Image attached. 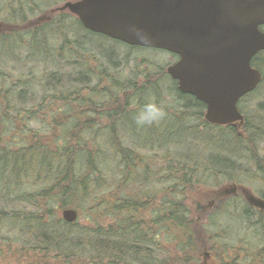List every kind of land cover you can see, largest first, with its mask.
<instances>
[{
  "label": "trees",
  "instance_id": "trees-1",
  "mask_svg": "<svg viewBox=\"0 0 264 264\" xmlns=\"http://www.w3.org/2000/svg\"><path fill=\"white\" fill-rule=\"evenodd\" d=\"M61 1L67 0H0V29L10 30L9 34L3 32L1 37L5 42L10 39L14 41L13 48L16 45H26L27 58L32 57L36 63L44 60L47 64L49 61L53 63L57 56H62V48L69 49L72 44L74 57L80 56L82 59L83 55L85 59L86 52L91 62L88 60L85 62L88 61V64L94 67L104 68L103 70L94 68L98 73H92L90 80L94 79L96 82L90 87L86 85L72 87L70 79V83L66 85L71 87L69 89H74L73 91L60 98H57L55 93L51 94L49 103L48 100H43L44 102L41 101L37 107H34L37 91H34L33 78L23 81L22 88L16 92L7 87L9 89H5L3 94L0 93V104L7 105L11 114L35 112L34 108L37 111L48 110L51 114L50 128L42 133L21 131L17 128H12L10 131L5 126L8 127L13 121L22 123V120L12 115L9 119L0 118V182L2 183V179L5 180L3 186L8 185L9 181L15 184L24 177L35 174L42 185L41 189L33 192L32 195L24 196L26 200L39 205L36 213L27 216L18 211H1L4 214L1 218L4 227L9 230L20 228L26 240L23 238L21 246L14 248L16 241L2 237L0 258L5 254H11L5 264H193L198 258L202 244H198L195 225L190 217L189 207L185 204L187 193L194 189L195 185L217 187L222 179H230L229 169L233 167L231 166L233 159H241L243 158L241 154L248 152L246 149L232 150L230 147H237L236 145L242 147V144L251 142L258 131L247 123L249 140H246V138H237L232 126L213 127L212 129L216 130L215 136L208 139L201 137L200 141L210 148L209 151L215 152V155L201 156L195 151V147L189 144L184 146L186 153L176 152L177 156L171 155L167 167L163 170L162 180L166 186L159 191L162 196L159 201H156L158 192L143 193L142 196L140 193L129 196L119 195L122 188L131 183L130 177H133L134 169L141 162L135 146L139 149L144 148L146 146L142 144L144 138L148 137L152 140V135L155 136L152 141H144V144H148L151 149L156 146H178L181 142L174 136L187 132L179 133L182 128L177 132L169 130L178 122L169 114L158 125L136 127L133 121L136 109L132 108V102L138 97L143 98L142 105L149 100L156 102L158 88L162 87L157 82L142 90L140 94L137 93L136 98V94L127 92L130 87L129 81L127 83L124 81L126 86L124 83L110 80L111 76L105 72L106 64L110 61L109 57L103 55V52H96L90 46L91 41L88 36L93 33L85 30L68 11L53 10ZM41 20L42 23H39ZM77 29H82L83 34ZM16 38L19 40L18 43L15 41ZM129 48L135 47L129 46ZM74 62L80 63L77 58H74ZM257 67L264 72V63L257 64ZM84 70L85 74L91 72H88L85 65L80 71ZM103 75L106 78L105 82H101ZM53 76L57 74L52 72L48 78L45 77L43 83ZM85 82L89 81H84V84ZM99 86L102 89L97 91L96 87ZM83 88L89 91L88 95L81 93ZM169 88L173 91L172 94L178 105L183 104V101L188 104L186 97L175 87L169 86ZM48 91L52 90L48 89ZM25 96L29 97L27 102L32 104V111L22 106V101L17 102L19 98ZM58 101H61V107H53ZM2 110L9 114L4 107ZM89 112L97 117H104L106 123L102 124L100 130L91 128L85 123ZM69 114L71 115L67 118ZM203 127L205 131L202 134L210 131L205 129L206 126ZM56 128H58L57 132ZM87 139L91 143L90 147L86 142ZM7 141L12 148L6 149V146L4 148L1 145ZM106 152H110L109 158ZM100 162L112 163L109 164V167L112 166L110 169L112 173L121 176L119 175V180L109 185L111 190L107 191L108 197L98 203L92 199V191L105 187L101 184L105 178L102 175L103 168L99 167ZM146 168L149 169V166L142 165L143 176L148 172ZM136 183L137 179L134 180V184ZM91 200L96 206H92L88 211L95 215L101 208L100 214L105 217L93 219L90 226H80L76 221L67 223L62 218L54 216V211L64 208L84 212L86 203L91 205ZM225 202V207H233L235 211L229 219L232 217L236 220H245L247 227L250 226L258 233V241L261 240V244L258 245L259 253L247 247L240 248V253L235 252L236 262L233 264H248L250 260L252 262L258 260L260 264H264L262 254L264 214L249 210L237 197L229 198ZM148 211L149 215H147ZM219 211L221 210L216 211V215ZM106 216L112 218L113 222L102 223ZM215 219L209 220V230L206 231L208 239L212 240L218 227L220 232L223 231L222 226L216 225ZM151 225L155 229H152ZM162 231L170 233L173 241H176V246L167 258L157 261L149 257L147 247L159 244L157 238ZM151 235H156V239H152ZM259 235L262 237L260 238ZM228 260H230L229 252L226 261Z\"/></svg>",
  "mask_w": 264,
  "mask_h": 264
},
{
  "label": "rangeland",
  "instance_id": "rangeland-1",
  "mask_svg": "<svg viewBox=\"0 0 264 264\" xmlns=\"http://www.w3.org/2000/svg\"><path fill=\"white\" fill-rule=\"evenodd\" d=\"M67 1H61L57 3L55 7H59ZM70 15L72 14L70 13ZM39 23H42V20L39 21ZM77 31L80 34H83L82 29H77ZM3 32L9 34L10 30L0 29V93L3 94V92H5V89L9 88L13 89V92H16L22 88L21 83L23 81H27L28 79L33 78L34 91H37L34 107H37V105L41 101L44 102L43 100H48L49 103L51 94L55 93L57 98L62 97V95H68L69 91L74 90L69 89L71 87L66 85L67 83H70V79L72 80V87H77V85L79 87L85 85L90 87L92 83L94 84L96 82L94 79L90 80L92 73H98L94 68H97L99 70L104 69L100 66L94 67L93 65H89L88 63L91 61L90 59L88 60V54L86 52L84 53L85 59H83V55L82 59L80 56L74 57L72 51V48L74 47H72V44L69 49L62 48V56H57L54 59L53 63L49 61V63L47 64L45 60L44 62L36 63V61H33L32 57H30L31 59L27 58L26 54L28 53L26 45H16L13 48L15 42L11 41V39L5 42V40H3V38L1 37ZM88 38L91 41L90 46L94 48L96 52H103V55L105 54L109 57L110 61L107 62V64L105 63L107 65L105 68V72L111 76L110 80L119 83H124V81L125 83H127L129 81L130 87L127 92L134 95L136 94V98L137 93L140 94L142 90L158 82V84L162 88H158L159 92L158 94H156V97H158L156 102L163 105L165 108H174L175 106H177V100L172 94L173 91L169 88V86L171 85L170 83H168V77L165 74L167 66L173 60L169 54L158 49H148L143 47H135L139 49L133 48V50L130 49L126 44L94 33L88 36ZM15 41L16 43L19 42L18 39ZM57 41H60V39H57ZM12 49L15 50L12 51ZM110 52H113V54ZM97 56L100 57V54H98ZM74 58H77L80 63H75ZM86 60H88L89 62H85ZM45 62L46 64L44 67ZM83 64L87 67L88 72L91 71L90 73L85 74V70L80 71L84 68ZM89 68H92V70H89ZM52 72L57 74V76H53V78H49L45 83H43L45 77L48 78L49 74H51ZM75 79L79 80L75 81ZM81 80L89 82H85L84 84V81ZM105 81L106 78L103 75L101 82ZM46 83H48L49 85ZM48 89H51L52 91H48ZM101 89V86L96 87L97 91H100ZM81 93L88 95L89 91L83 88L81 90ZM250 96V99L239 104V109L244 115L246 121H244L241 125L238 122L235 124L233 128L235 130L234 135L239 139L246 138V140H249L248 130L246 129L247 123L248 126L253 125L252 128H256L258 133H255L256 137L254 136V140H252L251 142H247V144H242V147H240L239 145H236L237 147H230L232 150L246 149L248 152H246L245 154H241L243 156V158L241 159H233L231 164V166L233 167L229 169L231 174L230 179H222L217 187L203 184L195 185L194 189H191L187 193L185 204L189 207L190 217L193 221V224L195 225L194 227L196 230V237L199 240L198 244H202V248H200V250L198 251V258H196V261L193 264H229L230 262V264H233L236 262L235 252L240 253V248L247 247L248 249L256 250L257 253H259L260 251L258 245L261 244V240L258 241V233L253 231L254 229H252L250 226L247 227L245 220H236L232 217L229 219L230 216L235 214L234 208L230 206L225 207L226 202H221L222 200H220V197L215 196V192L219 188L227 189L234 183L237 186H242L252 195L264 198V177L262 175V172H258L260 168H264V79L260 87H258L256 91L251 93ZM28 98V96H25L22 99L19 98L17 102L22 101V106H24L27 110L32 111L31 108L33 107L31 103L27 102ZM142 99L141 97H138L136 101L134 100L131 104L133 106L132 108L136 109L137 111V109L142 105ZM122 101L123 100H121L120 98V102ZM140 102L141 105H139ZM54 104L55 105H53V107H61V101H58ZM17 105L19 104L17 103ZM3 107L4 109H7V111H9L7 105L0 104V118L2 117L3 119L5 117L4 119H9L12 115L14 118L22 120V123L13 121V123H9L10 125L8 127L5 126V128H8V130L10 131L12 128H17L21 131L42 133L50 128L49 123H51V114L48 110L37 111L34 108L35 112H21L18 115L15 113L11 114V110L9 111V114L4 113V111L2 110ZM48 108L52 107L48 106ZM70 115L71 114H69L67 118ZM59 116L61 115L59 114ZM64 116L65 115H62V117ZM98 117L94 113L89 112L86 115L85 123H87L91 128H98L100 130L102 124L106 123V121L104 117ZM180 117L181 120H178V122L176 123L180 126H182L183 124L189 126L190 123H193L192 120H189L188 118L187 120L183 121V116ZM57 121H59V119H57ZM14 124L19 127L13 126ZM55 131L57 132L58 128H56ZM119 132L122 135L121 131ZM184 132L185 131L182 130L179 133ZM215 132L216 130L212 129L209 132H206V134H202L204 132L197 134H192L189 132H187V134H178L174 137L181 142L180 145H166L162 147L156 146L155 148L153 147L154 149H151L148 144H144V141H152L155 136L152 135V140L151 138L145 137V140H143L142 142L143 145H146L144 148L139 149L137 148V146H135L136 153H138V158L141 159L140 164L133 171V177L135 178L130 177L132 180L131 183L128 186L123 187L122 191L119 192V195L129 196L137 195V193H140V195L142 196L143 193L153 194L154 192H158L156 201H159V199L162 198L159 191L163 190L166 186L164 180H162L163 170L167 167V163L170 161V156L176 155V152H178L179 154L183 152L186 153V150H184V146H186L187 144L193 145L195 147V151L200 153L201 156L215 155V152L209 151L210 148H207L205 144L200 141L201 137H205V139H208L215 136ZM7 140L9 141L8 137ZM8 141L1 144L2 146H4V148L6 146V149L12 148L9 147L10 143ZM86 142L89 143L88 145L90 147V141L87 139ZM109 155L110 152H106L107 158H109ZM232 157L235 156L232 155ZM109 164L112 163L100 162L99 165V167L103 168L104 170L102 172V175L105 180H103L101 184H103V186L105 187L92 191V199H94L98 203L108 197L107 191L111 190V187L109 185H112L114 182H116V180H119V177L121 176L120 174H117V176H115V174H113L110 170L112 166L109 167ZM145 164L149 166V169L146 168V172H148L143 176L142 173L144 170L142 169V165ZM105 167L107 168L106 170L104 169ZM137 177L140 178L138 179ZM136 179L137 183L134 184V180L136 181ZM8 181L9 180H7V182ZM4 182V179H2V183L0 182V241L2 237L12 239L13 241H16L14 244V248H16V246H21L20 243H22L21 241L23 240V238L25 239L26 236H24V233L20 232V228L9 230L7 227H4L3 223H1V218L4 217V214L1 211H18L22 212L25 215L27 214V216L32 213H36V211L39 210V205L34 204L30 200H26L24 196L32 195L33 192L41 189L42 185L40 184V181L37 180V176L35 174L29 177H24L21 181H17L15 184L10 183L9 181L8 185L3 186ZM231 196V194L228 195L229 198H232ZM238 196L241 198L243 197L242 193L239 191ZM211 201H214V204L208 207ZM90 204L91 205H88V203H86L84 212L78 211L79 217L76 220V223L78 225L85 227L90 226L92 225L93 219L105 217H102V215L100 214L102 213L101 208L95 215L93 214V212L90 213L88 211L89 208H91L92 206H96L92 200L90 201ZM202 207L204 209H202ZM61 210L62 209H57L56 212L54 211V216L56 215V218L61 219ZM218 210L221 211H219V213H217L216 215V211ZM149 214L150 212L148 211L147 215ZM254 217L256 218L257 216ZM212 219H215L217 226L223 227V231L221 232L219 231V227L217 228V230H215L214 240L208 239L206 233V231L209 230L208 222ZM103 221L102 223L113 222L112 218H109V216H106ZM152 229L155 228L152 227ZM158 236L159 238H157V240H159V244L157 246H148L147 248L149 257L151 259L155 258L157 261H162L167 258L171 250L174 249V247L176 246V241H173V238L172 236H170V233L168 231H162ZM151 237L152 239H156L157 236L151 235ZM259 237L261 238L262 236L259 235ZM204 246L206 248H204ZM236 248L238 249L236 250ZM204 251H208V256H204ZM228 252L230 254V260L226 261ZM262 254L264 258V252ZM10 255V253L3 255L0 258V264H5L8 258H10ZM204 258H206V261H204ZM248 264H260V262L258 260H255L254 262L250 260Z\"/></svg>",
  "mask_w": 264,
  "mask_h": 264
},
{
  "label": "water",
  "instance_id": "water-1",
  "mask_svg": "<svg viewBox=\"0 0 264 264\" xmlns=\"http://www.w3.org/2000/svg\"><path fill=\"white\" fill-rule=\"evenodd\" d=\"M58 9H67L89 32L176 54L179 59L167 72L180 91L205 104V120L216 125L242 122L237 101L261 78L250 64L264 50V0H76ZM131 26L150 42L135 39ZM234 190L231 186L217 194ZM246 198L264 208V200ZM61 218L72 223L77 211L65 208Z\"/></svg>",
  "mask_w": 264,
  "mask_h": 264
},
{
  "label": "flooded vegetation",
  "instance_id": "flooded-vegetation-1",
  "mask_svg": "<svg viewBox=\"0 0 264 264\" xmlns=\"http://www.w3.org/2000/svg\"><path fill=\"white\" fill-rule=\"evenodd\" d=\"M261 30L264 32V25L261 27ZM167 54H169L172 57V59H173L172 62L168 66H170L173 63H175L179 59V56H177L175 54L168 53V52H167ZM263 63H264V50L259 51L258 53H256L253 56V58L251 59V67H253L254 69H256V70H258L260 72L261 80L256 85L254 90L244 94L243 96H241L238 99L237 108H238L239 111H240L239 104H241V103L247 101L248 99H250L251 93L256 91L258 89V87H260V85L262 84V81L264 79V72L260 71V69L257 67V64H262L263 65ZM168 66H167V68H168ZM167 68H166L165 74L168 77V82L171 84L172 87H175L176 90H178L180 93H182V95H184V97H186V100L188 101V104H186L185 101H183L182 102L183 104H179V105L177 104V106H175L174 108H165L166 111H167V114L173 115V117L175 119H177V121L181 120L180 116H183V118H182L183 121L187 120V118H188L189 120H192V122H193V123H190L189 126L183 124L182 125L183 127L178 125V124H176V126H174L172 129H169V130H172L173 132L174 131L176 132V131H179L182 128V130L185 131V132H189V133H192V134H197V133H201V132L205 131L203 126H206V128H205L206 130H211L213 127H219V126H221V127L222 126L223 127L232 126L234 128V125H232V124L224 126V125H216V124H212V123L206 122L205 119H204L205 110H206L205 104L203 102H201L200 100H198L193 95L180 91L178 89V82L176 80L172 79V77L168 74ZM195 103H198V105H196ZM168 110H170V111H168ZM244 121H245V118H244ZM172 131H170V132H172ZM258 172H262L263 173L262 175L264 177V170L262 168H260ZM232 186L235 187V190H234V192L230 193L232 195L231 197H237L238 198L239 197L238 196V191L241 192L243 197L242 198L239 197V198L242 199V201L244 202V205L247 206L249 208V210L251 209V210L258 211V212H261V213L264 214V208H261L259 206H255V205L251 204L247 200L246 194H248L250 196L252 195L249 191H247L242 186H237L234 183L232 184ZM229 188H227L226 190L229 191ZM221 195L223 196V198H220V200H222L221 202H223V201H225V200H227L229 198L228 197L229 193L225 194V195L223 193H221ZM252 196H254V195H252ZM254 197H256V196H254ZM256 198L264 200V198H261V197H256ZM202 209H204V208L202 207ZM205 260H206V258H205Z\"/></svg>",
  "mask_w": 264,
  "mask_h": 264
},
{
  "label": "clouds",
  "instance_id": "clouds-1",
  "mask_svg": "<svg viewBox=\"0 0 264 264\" xmlns=\"http://www.w3.org/2000/svg\"><path fill=\"white\" fill-rule=\"evenodd\" d=\"M130 34L141 43L150 42L149 38L138 32L135 26L129 28ZM165 107L154 100H149L141 105L133 116V121L138 128L152 127L160 124L167 118Z\"/></svg>",
  "mask_w": 264,
  "mask_h": 264
}]
</instances>
